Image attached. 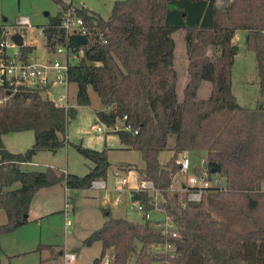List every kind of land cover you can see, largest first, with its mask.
<instances>
[{"label":"trees","instance_id":"obj_1","mask_svg":"<svg viewBox=\"0 0 264 264\" xmlns=\"http://www.w3.org/2000/svg\"><path fill=\"white\" fill-rule=\"evenodd\" d=\"M52 1L57 15L42 28L47 49L84 52L69 69L70 83L78 86V105H91L92 88L103 106L97 121L109 128L119 123L129 127L114 133L126 149L141 153L144 167L124 169L152 182L160 199L157 203L148 192H137L133 200L149 213L162 212L175 225L174 237L157 229L153 220L133 223L106 209L104 225L84 240L87 247L102 245L94 264L109 252L112 264H129L137 240L142 247L136 264H264V0H230L223 9L219 0H123L114 3L108 19L68 0ZM69 10L88 29L86 45L61 28ZM239 31L247 33L246 47L256 56L261 102L254 109L241 107L232 88L239 51L233 40ZM177 32L185 34L190 77L182 101L174 65ZM21 52L27 60L34 47L24 46ZM204 82L212 83V93L198 100ZM47 93L46 88L0 87V211L7 217L0 225V249L3 235L30 223L31 204L40 190L59 185L88 190L93 182L106 180L111 167L106 150L75 145L94 164L85 176L52 167L23 170L39 153L56 154L71 145L68 127L78 111L57 107ZM27 131L34 132L32 148L16 154L5 148L3 136ZM166 151L174 156L161 164L160 154ZM195 151L204 154L209 180L225 179L223 187L209 189L200 202L172 191L181 174L179 157ZM17 183L20 188L11 190ZM159 244L173 245L174 255L152 253ZM37 251L49 253L41 264L64 254L52 245Z\"/></svg>","mask_w":264,"mask_h":264},{"label":"rangeland","instance_id":"obj_2","mask_svg":"<svg viewBox=\"0 0 264 264\" xmlns=\"http://www.w3.org/2000/svg\"><path fill=\"white\" fill-rule=\"evenodd\" d=\"M116 1L123 0H74L73 4L76 8L85 7L99 14L104 19H108ZM229 3L230 0H219L218 7L223 9ZM57 12L58 7L52 0H0V25L14 27L20 18H28L31 21L32 28L27 30L25 38L28 43L27 46L34 47L32 55L35 61L46 62L51 52L47 49L41 29L49 24L50 17H55ZM11 33H14L13 29H11ZM243 34H245L244 31H239V36ZM184 35V32H177L173 36L176 42L174 65L179 77L177 91L181 101L183 99L184 89L188 85L190 79ZM238 47L240 57L235 65L234 93L238 97L240 105L246 106L249 97H246L245 93H243V88L240 86V84L242 85V81L239 82V80L248 77V86L252 91V88L259 86V79L252 70L249 72L246 70L245 74L243 69L247 67V64L245 62L242 63L243 53L246 52L245 42L239 40ZM77 62L78 61H76V63ZM251 91L249 96H252ZM68 92L70 107H74L78 111L77 117L68 127L67 139L71 145L66 146L56 154L49 152L42 153L37 160L34 159V162L38 165L26 169H28V171H44L47 167H52L57 171L64 172L67 170L71 175L82 177L90 172L94 164L80 155L75 145H82L84 148L95 151L106 150L109 162L111 163L106 181L108 188L114 189L117 179L114 177L116 171L113 172V170L119 166L128 165L136 168H143L144 162L141 153L136 150L126 149L121 144L119 136L114 133L115 131L111 130L107 125L97 121L96 112L100 111L103 106L97 93L92 88H89V96L91 99L90 106L78 105V86L76 84L71 83ZM211 93L212 83L204 82L199 91L198 100L209 99ZM118 126L121 127L122 123H119ZM98 127L102 128L103 133H98L96 131ZM3 138L5 148L7 150L17 151V153L26 152L28 149L32 148L35 142L34 132L32 131L12 133L5 135ZM169 156L168 153L163 154L161 157L162 161L167 160ZM188 157L191 161L189 175L195 176L199 181L209 180L204 168L205 161L203 152L195 151L188 153ZM209 181L215 186L213 178ZM219 181L220 183L218 186L221 188L225 185V179L220 178ZM182 182L187 185V177L181 175L176 176L175 183L178 188L175 186V193L180 194L181 198L185 199L187 198V193L182 191ZM44 192H48V194L45 196L44 193H42L37 196L36 202L39 206V210H36L35 207L34 209L41 215L48 213L46 214L47 216H42V219L30 222L25 226L27 228L24 227L25 231H21L20 233L24 239L29 236L34 238V241L24 240V247L21 249L26 252H23V254L15 258H12L9 256L10 254L8 255L5 251L1 250L0 264H41L45 253L38 252L37 250L31 252V248L35 245V239L39 238L42 242L36 244L34 250L37 248V245H52L63 251L67 247V252L77 256V261L72 264H94L95 257H98L96 256V246L100 245L98 243L94 245L93 248L87 247L82 238L85 237L87 233H91V231L93 232L101 227L102 223L107 220L104 210L108 209V207L104 205V200L102 198L104 193H94L88 190H71L69 192L70 196L75 199L73 202L75 211L73 214V229L70 234H67L65 230V216L62 212L66 201L64 186H56V188ZM125 195L126 198H128V195ZM207 195L206 193L203 198L205 199ZM111 205V213L114 218L124 217L133 223H145L147 221L145 212L133 209L129 199L126 202L124 201V204L117 207H114L115 205L112 200ZM155 212L160 215V217H157L159 218L158 222L165 220V215L162 212ZM238 226L242 227L243 224ZM8 243L10 244L11 240ZM141 247V242L138 240L135 241L129 257V264H136ZM59 261L62 262V264H68L65 262L63 256Z\"/></svg>","mask_w":264,"mask_h":264},{"label":"built area","instance_id":"obj_3","mask_svg":"<svg viewBox=\"0 0 264 264\" xmlns=\"http://www.w3.org/2000/svg\"><path fill=\"white\" fill-rule=\"evenodd\" d=\"M73 2L74 0H69V3L74 6ZM31 28V21L28 18H20L14 27L0 25V87H7L8 89L13 87L15 90L20 86L28 89L46 88L48 96L52 98L57 107L69 108L68 88L71 84L69 69L71 65L76 64V61H80L84 52L81 50L75 53L70 47L61 46L54 53H51L46 62L35 61L32 54L29 55L27 60H24L21 52L22 47H19L16 41L17 38H20L23 41V47L27 46L28 43L25 38L27 30ZM61 28L68 35L76 34L78 38L86 37L88 34V29L85 27L83 19L76 16L72 10L65 14ZM11 29L14 30V33H11ZM126 119L127 117L124 118V120ZM111 130L115 132L120 130L128 131L129 127L116 125ZM96 131L103 133L101 127H98ZM178 164L181 166L180 175L187 177V185L185 184V188L182 191L187 193L188 201L200 202L209 189L218 187L220 181L217 177L213 178L215 184L213 186L209 180L199 181L195 176L189 175L191 161L187 152L179 157ZM114 177L117 179L114 191L118 193L127 191L132 208L145 212L147 220H152L151 213L145 211V207L140 201H134L133 195L137 192H148L158 203L160 199L154 184L141 179L138 172L130 169L126 172V176H123L120 171H116ZM89 190L106 193L110 191L105 180L93 182ZM172 191L176 190L172 188ZM105 199L108 200L107 195ZM121 203V198L115 200L116 205ZM74 211L73 202L70 198H67L64 205L65 230L67 234L71 233L74 226ZM155 222L156 228L163 231L165 235L173 232V236H176L175 225L168 216L165 215V220L163 221ZM152 253L173 256L175 249L171 244L153 245ZM63 257L68 264L77 261V256L70 252H64ZM112 261L113 257L111 253H108L101 264H112Z\"/></svg>","mask_w":264,"mask_h":264},{"label":"crops","instance_id":"obj_4","mask_svg":"<svg viewBox=\"0 0 264 264\" xmlns=\"http://www.w3.org/2000/svg\"><path fill=\"white\" fill-rule=\"evenodd\" d=\"M42 30V29H41ZM246 35H247V33L245 32V34H243L242 36H239V32H237L236 33V36H235V38H234V40H233V43L235 44V45H237L238 46V41L239 40H242V42L244 41L245 42V40H246ZM239 48V47H238ZM245 51L246 52H244L243 53V58H242V63H246L247 64V67L246 68H244L243 70L245 71V74H246V70L249 72L250 70H252L253 71V73H255V75H257V77H258V70H257V62H256V56H255V53H253V52H251V51H249L248 49H247V47H246V44H245ZM240 56H239V51H238V54H237V56H236V58H235V64H234V66H233V69H232V88H233V92H234V86H235V65H236V63H237V60H238V58H239ZM259 79V78H258ZM242 81V85L240 84V86H241V88H243V93H245V96L246 97H249L248 98V101H247V103H246V106H242V105H240V103H239V105L241 106V107H243V108H246V109H254V108H256L259 104H260V102H261V96H260V86H257L256 88H252V91H251V88L248 86V84H249V80H248V77H245V78H243V79H241V80H239V82H241ZM250 91H251V93H252V96H249L250 95ZM235 94V93H234ZM236 96V95H235ZM237 97V96H236ZM237 101H238V97H237ZM3 137H5V136H3ZM4 139V138H3ZM62 150V149H61ZM8 151H10L11 153H17V151H12V150H8ZM25 152V151H24ZM24 152H18V153H24ZM42 153H44V152H41V153H39L37 156H35V158L34 159H38L39 157H40V155L42 154ZM50 153V152H49ZM58 153V152H57ZM166 153H168V155H170L169 157H168V159L167 160H165V161H162V159H161V157H162V155L163 154H166ZM53 154V153H52ZM174 156V152H172V151H166V152H163V153H161L160 154V157H159V159H160V162H161V164H166L168 161H170V159L172 158ZM34 159H33V161L31 162V163H29V164H26V165H24L23 166V170H27L28 171V169H26V168H28V167H32V166H36V165H38L37 163H35L34 162ZM109 160V159H108ZM110 163V162H109ZM111 164V163H110ZM93 168V167H92ZM91 168V169H92ZM121 168V169H120ZM124 168H127V167H125V166H119V167H117L115 170H113V172L114 171H120L121 172V174L123 175V176H126V172L128 171V170H125ZM90 169V170H91ZM128 169V168H127ZM30 171H35V170H30ZM136 171V170H135ZM63 172V171H62ZM65 173H67V174H70V173H68V171L66 170V171H64ZM137 172V171H136ZM107 180V179H106ZM105 180V181H106ZM107 182V181H106ZM59 186H61V185H59ZM178 188V186L176 185V183H174V186H173V189L174 190H176L175 188L176 187ZM20 188V184L19 183H17V184H15L12 188H11V190H14V189H19ZM53 188H56V186L55 187H52V188H45V189H42V190H40L36 195H35V197H34V199H33V201H32V204H31V209H30V212H29V220H30V222H33V221H37V220H39V219H42L43 217L42 216H44V217H46L47 215L46 214H48V213H45V215H41V214H38V212L36 211V210H39V206H38V204H37V202H36V200H37V196L38 195H40V194H42V193H44V195L46 196L47 194H48V192H44V191H47V190H49V189H53ZM64 188H65V199H67V198H72L73 200H75L72 196H70V194H69V192L71 191V190H69V189H67L65 186H64ZM181 188L182 189H184L185 188V183L184 182H182V185H181ZM110 191L108 192V193H106V192H100V191H91V190H89L88 189V191H90V192H94V193H100V194H102V193H104L103 194V200H104V205L105 206H107L108 207V210L110 211V212H112L111 211V204H112V200H113V203H114V207H117V206H121L122 204H124V201L126 202L128 199L130 200V198H129V193L127 192V191H123V192H121V193H118V192H115L114 191V189H109ZM77 191H79V190H77ZM81 191V190H80ZM125 194H127L128 195V198H126V195ZM108 196V200H106L105 199V196ZM112 198V199H111ZM117 198H121L122 199V203L121 204H119V205H116L115 204V200L117 199ZM36 203V204H35ZM34 207H35V209H34ZM62 212H63V214H64V209H62ZM34 213H35V215H34ZM38 214V215H37ZM112 214V213H111ZM113 216V215H112ZM151 217H152V220L153 221H158V219L159 218H157V217H160V215L158 214V213H156V212H152L151 213ZM33 218V219H32ZM120 218H123V219H125L124 217H120ZM127 220V219H126ZM7 222V217H6V214L3 212V211H0V225H2V224H5ZM106 221H104L103 223H102V226L104 225V223H105ZM101 226V227H102ZM101 227H99V228H101ZM25 228H27V227H25ZM25 228L23 227V228H20V229H18L17 231H15V232H13V233H10V234H7V235H4L2 238H1V249H0V251L1 250H3V251H5L9 256H11L12 258H15V257H18V256H20L21 254H23V252H26V251H23V249H21L22 247H24V244H23V241L24 240H31V241H34V238H32V237H29V236H27L25 239L23 238V236H21V231H25ZM98 228V229H99ZM98 229H96V230H98ZM95 230V231H96ZM94 232V231H93ZM92 231H91V233L89 232V233H87L86 235H85V237H83L82 238V240L84 241L85 239H87L92 233H93ZM26 233V232H25ZM11 240V243L9 244L8 242ZM39 242H42L41 241V239L39 238V239H35V245L34 246H36V244H39ZM99 242H97V243H95V244H93L92 246H90V248L92 247H94V245H97ZM99 245L100 246H96L97 247V254H96V256H98V257H95L96 259H99L100 258V256H101V253H102V245H101V243H99ZM34 246L31 248V252H34V251H36L37 250V248L40 246V245H37V248L34 250ZM7 248V249H6ZM66 250V251H65ZM63 252H67V247H66V249H65ZM61 251H62V249H61ZM45 254H44V258H42V260H44V259H46V258H48V256H49V253L48 252H44ZM62 257V256H61ZM61 257L59 258V259H61ZM59 259H57V260H55V261H51V262H46L47 264H62V262H60L59 261ZM95 259V260H96ZM95 262V261H94Z\"/></svg>","mask_w":264,"mask_h":264},{"label":"water","instance_id":"obj_5","mask_svg":"<svg viewBox=\"0 0 264 264\" xmlns=\"http://www.w3.org/2000/svg\"><path fill=\"white\" fill-rule=\"evenodd\" d=\"M77 40H78V43L80 45H86L87 44V38L86 37H79ZM16 42H17L19 47H23V41L20 38H17ZM50 100L52 101L51 97H50ZM204 168H205V170H207V168H208L206 163H204ZM216 173H217L216 170L211 171L212 175H215Z\"/></svg>","mask_w":264,"mask_h":264}]
</instances>
